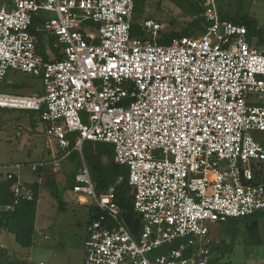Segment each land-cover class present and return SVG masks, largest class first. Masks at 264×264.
Returning <instances> with one entry per match:
<instances>
[{"label":"built area","instance_id":"obj_1","mask_svg":"<svg viewBox=\"0 0 264 264\" xmlns=\"http://www.w3.org/2000/svg\"><path fill=\"white\" fill-rule=\"evenodd\" d=\"M136 1L0 0V89L9 69L40 76L43 88L0 90V108L41 112L57 150L73 142L81 154L72 188L104 211L87 225L84 264H209L213 223L264 212V142L252 134L264 131V50L245 25L221 19L219 0H194L209 22L196 36L160 44L163 24L151 17L133 36ZM85 141L112 143L128 167L138 237L114 186L97 194ZM13 166L14 204L32 200Z\"/></svg>","mask_w":264,"mask_h":264},{"label":"rangeland","instance_id":"obj_2","mask_svg":"<svg viewBox=\"0 0 264 264\" xmlns=\"http://www.w3.org/2000/svg\"><path fill=\"white\" fill-rule=\"evenodd\" d=\"M144 16H150L163 24V30H180L190 17L183 14L170 0H146L139 2ZM243 10L252 16L257 28L264 34V0H244ZM140 17V18H141ZM258 34L251 37L257 43ZM259 48V47H258ZM261 49V47L259 48ZM7 80L10 84L0 90L18 95H31L42 87L39 76L9 69ZM13 83H26L29 87L16 89ZM257 98L251 97L254 101ZM264 102V99H263ZM31 110L0 108V179L14 170V163H21L20 169L24 181L37 180L31 171L34 163L48 164L53 167L55 183L50 187H41L35 217V240L31 247H21L13 233L0 232V244L8 251L24 253L30 264L41 261L52 264H84L87 246L88 210L92 203L80 201L81 193L75 192L69 180L71 168L78 160L77 150L73 149L69 157L57 150L55 139L47 132L38 114ZM33 121V123H32ZM253 136L264 142V131L253 130ZM64 202L65 208H60ZM261 240L249 242L246 232V218L231 219L216 223V232L222 237L225 248L213 250L212 264H262L264 262V214L258 218ZM2 248V249H3Z\"/></svg>","mask_w":264,"mask_h":264},{"label":"trees","instance_id":"obj_3","mask_svg":"<svg viewBox=\"0 0 264 264\" xmlns=\"http://www.w3.org/2000/svg\"><path fill=\"white\" fill-rule=\"evenodd\" d=\"M146 0H137L135 5V18L132 24V35L140 36L144 34L138 19L143 15V9L139 7V2ZM180 8L184 15L189 16L190 20L180 29L162 30L159 43L163 45L170 44L175 37L181 36H196L198 33L205 31L209 22L204 14V6L200 1L194 0H170ZM244 0H219V12L222 20L231 21L235 24L245 25L251 40L252 35L258 34L259 40L253 43L256 47H261L264 50V34L257 28L256 20L244 12ZM144 16L141 18H149ZM152 18V17H151ZM39 46L42 47L43 33H39ZM50 42H54V37H51ZM60 57V56H59ZM40 78V76H39ZM41 80V78H40ZM7 80L6 85L10 84ZM42 87L38 90L42 92ZM33 111L32 115L38 114L40 120L41 112ZM33 123V121H32ZM73 142L66 149L59 148L62 156L68 151L73 150ZM84 160L90 171V175L97 194L106 192L109 187L114 186V200L121 210V216L131 233L138 237L142 228L143 221L141 215L134 209V190L129 183V169L125 165H120L114 159V145L109 142L102 141H85L82 148ZM71 152L67 155L69 157ZM78 160L71 168L69 173V180L73 185L75 184V175L80 170L82 165L81 154L77 152ZM53 167L48 164H39L37 169L33 172L37 175V180L33 182H26L33 190V199H20L17 204H14L15 196L11 191L12 180L3 176L0 179V205L14 204L11 210L0 211V232H9L15 235L17 243L21 247H31L35 240V217L37 210V203L40 197L41 187H50L55 183L52 177ZM264 183V177L262 178ZM64 202L61 203L60 208H65ZM104 211H102L95 204L91 203L88 210V224L95 220L101 219ZM264 212H257L248 217V219L258 218ZM219 221L216 223H224ZM210 227L209 232V247L211 253L213 250L221 249L222 237L219 232H216L215 224ZM87 224V225H88ZM179 241L172 243V247L178 246ZM224 248V247H223ZM225 249V248H224ZM210 258L209 264H212ZM0 264H30L27 256L20 251H8L5 248L0 249ZM264 264V262L262 263Z\"/></svg>","mask_w":264,"mask_h":264},{"label":"water","instance_id":"obj_4","mask_svg":"<svg viewBox=\"0 0 264 264\" xmlns=\"http://www.w3.org/2000/svg\"><path fill=\"white\" fill-rule=\"evenodd\" d=\"M13 88L20 89L24 87H29L26 83H13ZM246 232L249 242H256L261 240L259 221L257 219L246 220Z\"/></svg>","mask_w":264,"mask_h":264},{"label":"crops","instance_id":"obj_5","mask_svg":"<svg viewBox=\"0 0 264 264\" xmlns=\"http://www.w3.org/2000/svg\"><path fill=\"white\" fill-rule=\"evenodd\" d=\"M40 198V197H39Z\"/></svg>","mask_w":264,"mask_h":264}]
</instances>
